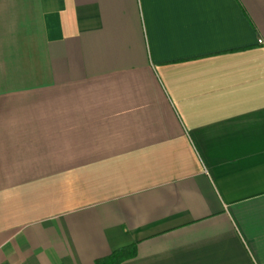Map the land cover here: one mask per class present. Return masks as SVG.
Returning a JSON list of instances; mask_svg holds the SVG:
<instances>
[{
  "label": "crops",
  "instance_id": "1",
  "mask_svg": "<svg viewBox=\"0 0 264 264\" xmlns=\"http://www.w3.org/2000/svg\"><path fill=\"white\" fill-rule=\"evenodd\" d=\"M264 0H0V264H264Z\"/></svg>",
  "mask_w": 264,
  "mask_h": 264
},
{
  "label": "trees",
  "instance_id": "2",
  "mask_svg": "<svg viewBox=\"0 0 264 264\" xmlns=\"http://www.w3.org/2000/svg\"><path fill=\"white\" fill-rule=\"evenodd\" d=\"M135 254V246H125L120 249L115 250L109 255L99 257L96 264H121V262Z\"/></svg>",
  "mask_w": 264,
  "mask_h": 264
},
{
  "label": "built area",
  "instance_id": "3",
  "mask_svg": "<svg viewBox=\"0 0 264 264\" xmlns=\"http://www.w3.org/2000/svg\"><path fill=\"white\" fill-rule=\"evenodd\" d=\"M258 41H259V42H264L263 37H259V38H258Z\"/></svg>",
  "mask_w": 264,
  "mask_h": 264
}]
</instances>
